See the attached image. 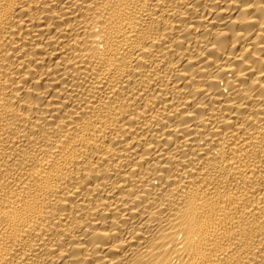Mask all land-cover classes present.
<instances>
[{"label": "bare ground", "instance_id": "bare-ground-1", "mask_svg": "<svg viewBox=\"0 0 264 264\" xmlns=\"http://www.w3.org/2000/svg\"><path fill=\"white\" fill-rule=\"evenodd\" d=\"M0 264H264V0H0Z\"/></svg>", "mask_w": 264, "mask_h": 264}]
</instances>
